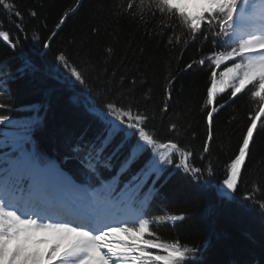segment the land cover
Instances as JSON below:
<instances>
[{
	"label": "trees",
	"instance_id": "1",
	"mask_svg": "<svg viewBox=\"0 0 264 264\" xmlns=\"http://www.w3.org/2000/svg\"><path fill=\"white\" fill-rule=\"evenodd\" d=\"M9 2L23 14L24 27L19 29V19L0 7V29L17 45L12 48L0 40V81L5 87H0V116L8 117L0 124V138L7 142L9 135L22 132L29 138L25 148L39 164L55 162L68 177L93 189L116 181V195H121L150 153L121 172L126 150L113 156L109 147L103 153L111 157L109 166L100 163L89 169L85 149L98 145L105 133L96 112L112 101L130 106L134 114L146 113V130L161 142L180 144L192 153L189 164L203 170L195 179V173L185 176L170 166L158 179L155 173L147 179L136 199L147 201L141 210L148 218L184 217L175 227L167 220L154 222L156 236L148 238L179 240L195 250V264H264V120L258 121L238 190L225 196L216 187L226 179V162L238 152L250 117L260 106L251 96V85L234 98L227 89L213 105L206 104L211 72L221 70L211 63L212 54L225 50L223 38L215 35L218 29L210 30L204 22L192 33L177 17L159 12L145 11L141 19L139 10L135 15L126 11L131 0ZM61 18L64 24L58 29ZM61 54L83 72L86 84L70 77L58 61ZM212 107L217 109L214 142L205 154V113ZM172 124L174 135L168 130ZM16 154L0 144V167H7ZM174 162L180 163L178 154Z\"/></svg>",
	"mask_w": 264,
	"mask_h": 264
},
{
	"label": "snow or ice",
	"instance_id": "2",
	"mask_svg": "<svg viewBox=\"0 0 264 264\" xmlns=\"http://www.w3.org/2000/svg\"><path fill=\"white\" fill-rule=\"evenodd\" d=\"M0 7L18 18L16 26L23 30V14L18 8L9 0H0ZM137 10L141 19L145 11L175 16L192 33L199 32L204 22H207L210 30L218 29L215 35L223 38L221 47L225 50L213 53L211 63L216 69L225 61L233 63L226 66V70L211 72L207 105H213L217 101L218 92L231 89L230 97L234 98L252 86L249 91L260 106L250 117V123L238 145V152L226 162V179L223 180V186L229 192L235 193L246 161L250 157L254 134L258 131V121L264 120V0H260L259 5L253 0H139L138 4L131 0L126 11L135 15ZM31 15L35 16L36 13L32 12ZM63 24L64 19L61 18L56 27L59 29ZM0 40L12 48L17 47L8 31L0 29ZM237 58L239 62H236ZM58 61L75 82L81 85L87 83L83 72L70 64L63 54L59 55ZM199 63L203 65L205 61L201 59ZM187 67L191 68L192 65ZM166 95L167 99H171L170 90ZM168 106L165 101L163 111L166 112ZM216 111V107H212L205 113L207 134L202 145L205 154H210L211 144L214 142ZM96 119L104 125L105 133L98 145L91 144L85 149L90 169L94 170L100 163H104L105 167L109 166L107 161L111 157L103 156L109 147L114 148L113 156L126 150L121 172L127 171L146 153H150L144 167L125 186L126 196L120 201H114L112 192L115 188H112L106 194L95 198L90 205L92 211L83 214H73L67 209L36 210L28 207L25 197H31L33 193L22 179L17 178L6 183L4 194L0 195V264H195V250L182 245L179 240L148 238L156 236L152 227L154 222L167 220L175 227V222L182 221L184 217L172 215L150 219L141 210L147 201L136 199V194L153 173L158 179L162 172L169 171L170 166L182 171L185 176L195 173L193 178L199 179L203 170L189 164L188 157L192 153L182 149L177 142H161L158 136L150 134L146 130L148 115L140 111L134 114L130 106L106 101L102 108L98 107ZM7 120V116H0V124ZM168 130L174 135L177 131L176 125L172 124ZM177 154L180 163L174 162ZM133 181L139 182L133 184ZM96 205H106L114 209L123 205L131 219L106 222L110 217L96 212ZM260 207L264 210V204ZM20 208H24L22 213ZM69 216L73 218L69 219ZM111 218L115 220L114 215ZM151 249L158 252L153 253Z\"/></svg>",
	"mask_w": 264,
	"mask_h": 264
},
{
	"label": "bare ground",
	"instance_id": "3",
	"mask_svg": "<svg viewBox=\"0 0 264 264\" xmlns=\"http://www.w3.org/2000/svg\"><path fill=\"white\" fill-rule=\"evenodd\" d=\"M39 171L42 172L39 174ZM37 176L39 180L41 179L40 181L43 183V186L41 188L38 186L39 188L36 187L32 190L33 195L31 199L25 197L29 208L36 210L54 208L58 211L67 209L73 214H83L92 211L90 205L94 203L95 199L93 192L87 191L85 187L76 186L71 180L66 178L57 164L50 163L45 167L39 168ZM50 197H54L55 199L51 200ZM19 211L22 213L24 208H20ZM95 211L101 215L110 217L106 222H115L131 217L130 215L121 218L114 216L115 220H113L111 218L113 216L112 211L99 205H96ZM68 218L72 219L73 217L69 216Z\"/></svg>",
	"mask_w": 264,
	"mask_h": 264
},
{
	"label": "rangeland",
	"instance_id": "4",
	"mask_svg": "<svg viewBox=\"0 0 264 264\" xmlns=\"http://www.w3.org/2000/svg\"><path fill=\"white\" fill-rule=\"evenodd\" d=\"M260 0H253L257 5H259ZM230 61H225L221 65V70H226V66H231L232 64H228ZM236 62H239V58L236 59ZM219 71V72H220ZM231 90V89H230ZM221 93H217V96ZM3 139V138H1ZM29 138L25 135L22 134V132L18 135H9L7 142L5 141L3 144V141L0 140V144L3 146L8 145L9 147L12 148V151H17V154L13 157H11L8 160V169L6 170H0V191L1 195L4 190L3 185L5 183H10L13 180H16L17 178H20L23 180L25 185L29 186L31 189L36 188V187H42L43 183L39 181V178L37 176L39 168L45 167L39 165L36 161L33 160L32 155L30 151L25 148L24 142L28 141ZM5 173V176L1 175V173ZM42 171H39V174ZM7 173V174H6ZM64 178V177H63ZM65 179V178H64ZM41 180V179H40ZM69 182V181H67ZM38 187V188H39ZM218 190L221 194L225 196H231L232 193L229 192L224 186H223V181L219 183L218 185ZM93 194L95 195V198H98V196L103 195V192L99 191H92ZM107 193V192H105ZM51 200L55 199L54 197H50ZM31 199V197L27 198ZM124 207V206H123ZM122 209V207H121Z\"/></svg>",
	"mask_w": 264,
	"mask_h": 264
}]
</instances>
